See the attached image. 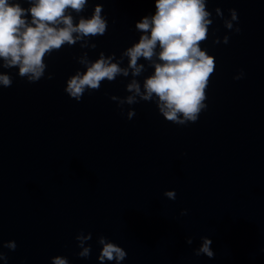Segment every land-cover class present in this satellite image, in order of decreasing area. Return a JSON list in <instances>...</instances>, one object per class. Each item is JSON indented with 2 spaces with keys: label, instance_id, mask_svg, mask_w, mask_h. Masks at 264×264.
<instances>
[{
  "label": "water",
  "instance_id": "95a60500",
  "mask_svg": "<svg viewBox=\"0 0 264 264\" xmlns=\"http://www.w3.org/2000/svg\"><path fill=\"white\" fill-rule=\"evenodd\" d=\"M96 4L106 33L53 50L39 81L0 60V73L13 78L0 86V251L7 264H50L55 255L100 264L101 234L127 251L122 264H264V0H208L214 22L201 44L216 66L208 107L187 125L163 118L154 102L110 99L132 94L126 85L133 79L143 85L153 71L143 57L138 76L130 69L104 80L80 101L64 91L67 78L84 69L82 58L115 54L127 67L123 52L140 36L135 22L155 10L154 0H88L82 12L69 10L73 22ZM231 8L238 21L229 30ZM241 69L245 75L234 79ZM172 189L174 200L165 195ZM81 229L92 233L87 259L77 255ZM203 236L213 240L212 258L195 254ZM6 240L16 249L3 247Z\"/></svg>",
  "mask_w": 264,
  "mask_h": 264
},
{
  "label": "clouds",
  "instance_id": "9594fccd",
  "mask_svg": "<svg viewBox=\"0 0 264 264\" xmlns=\"http://www.w3.org/2000/svg\"><path fill=\"white\" fill-rule=\"evenodd\" d=\"M88 0H29L24 7L20 0H0V60L4 68L17 69V75L29 82H37L45 77L47 69L46 57L53 50H60L65 44L74 45L85 37H97L106 33L108 21L102 16L103 5L96 4L92 15L80 16L74 23L72 12L80 13ZM208 0H154V11L143 15L135 22L140 32L139 39L127 47L123 56L128 58V66L122 67L114 62V56L101 52L97 59H81L85 65L83 70L77 69L65 83L64 91L76 101L83 95L101 87L104 80L113 81L119 75L128 76L131 69L133 76H138L144 64H138L143 57L149 62L153 71L145 77L143 85L133 79L126 85V91L132 93L126 98L110 95V99L120 100V104L133 105L143 101L154 102L158 113L177 125H187L198 120L200 113L208 107L206 89L210 76L214 73L216 62L201 42L208 38L209 26L213 24L212 11L206 7ZM217 15L223 16L219 6ZM231 19L224 21V26L232 30L233 22L238 21L237 9H229ZM240 27L235 28L239 33ZM221 42L219 36L213 37V43ZM229 42V35L223 37V43ZM95 47V45H93ZM155 57L156 59H153ZM52 73L47 79L53 78ZM245 75L241 69L234 79ZM13 83L10 74L0 73V86L9 87ZM143 87V91H142ZM121 115L125 113L120 111ZM135 109H130L126 117L132 119ZM170 199L176 198V190L166 191ZM187 209L182 210L185 214ZM92 238V233L81 229L75 236L80 251L79 257L89 258L92 245L85 243ZM202 245L196 250L197 256L206 254L214 257L209 236L202 237ZM191 243V239L187 241ZM99 251L97 259L100 264L114 262L122 264L127 251L106 237H98ZM3 247L15 250V240H6ZM0 259L4 264L8 256L0 251ZM50 264H71L67 256L50 257Z\"/></svg>",
  "mask_w": 264,
  "mask_h": 264
}]
</instances>
